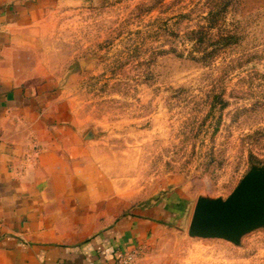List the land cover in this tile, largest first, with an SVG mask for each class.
I'll return each mask as SVG.
<instances>
[{"label": "rangeland", "instance_id": "374dc122", "mask_svg": "<svg viewBox=\"0 0 264 264\" xmlns=\"http://www.w3.org/2000/svg\"><path fill=\"white\" fill-rule=\"evenodd\" d=\"M33 31L38 80L104 172L160 203L155 262L264 264V218L235 238L190 232L201 198L264 173V0H57Z\"/></svg>", "mask_w": 264, "mask_h": 264}, {"label": "crops", "instance_id": "0c3cea01", "mask_svg": "<svg viewBox=\"0 0 264 264\" xmlns=\"http://www.w3.org/2000/svg\"><path fill=\"white\" fill-rule=\"evenodd\" d=\"M56 1L0 0V264H114L133 248L157 264L160 203L119 191L31 63L33 29Z\"/></svg>", "mask_w": 264, "mask_h": 264}, {"label": "water", "instance_id": "95a60500", "mask_svg": "<svg viewBox=\"0 0 264 264\" xmlns=\"http://www.w3.org/2000/svg\"><path fill=\"white\" fill-rule=\"evenodd\" d=\"M264 218V173L242 182L227 199L201 198L190 232L201 236L238 237Z\"/></svg>", "mask_w": 264, "mask_h": 264}, {"label": "built area", "instance_id": "2783aa9c", "mask_svg": "<svg viewBox=\"0 0 264 264\" xmlns=\"http://www.w3.org/2000/svg\"><path fill=\"white\" fill-rule=\"evenodd\" d=\"M142 249L133 248L123 251L114 264H138Z\"/></svg>", "mask_w": 264, "mask_h": 264}]
</instances>
